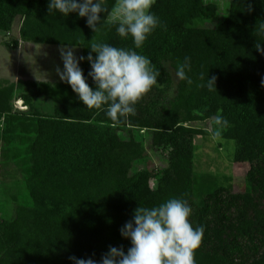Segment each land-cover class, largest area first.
Here are the masks:
<instances>
[{
  "label": "trees",
  "instance_id": "obj_1",
  "mask_svg": "<svg viewBox=\"0 0 264 264\" xmlns=\"http://www.w3.org/2000/svg\"><path fill=\"white\" fill-rule=\"evenodd\" d=\"M217 11L203 0L154 1L160 24L136 51L159 71L158 83L121 123L86 109L67 83L0 78V144L26 157L31 200L0 219V264H73L72 256L99 264L109 246L127 252L131 243L120 229L137 207L172 197L187 200L192 225L204 228L196 264H264V55L255 47H264V0H231L217 27L196 25ZM16 20L18 40L4 42L10 49L23 42L79 47L84 57L90 52L95 33L86 18L49 15L48 0H0V31L12 34ZM96 39L134 47L114 28ZM185 56L193 82L177 78L171 97L176 64ZM81 68L93 86L86 59ZM201 74L215 77L216 88L198 86ZM20 100L27 110L15 108ZM217 115L228 124L215 125ZM207 120L216 137L234 142V161L249 164L242 193H233L229 181L216 186L217 177L195 174L196 138L210 132L187 124ZM150 149L167 152V165L132 174Z\"/></svg>",
  "mask_w": 264,
  "mask_h": 264
},
{
  "label": "clouds",
  "instance_id": "obj_2",
  "mask_svg": "<svg viewBox=\"0 0 264 264\" xmlns=\"http://www.w3.org/2000/svg\"><path fill=\"white\" fill-rule=\"evenodd\" d=\"M153 3L154 0H114L109 7L106 0H48L49 15L58 12L67 17L76 13L86 18L87 26L95 33L87 47L90 49L87 57H77L72 47L60 49L63 69H56L60 80L70 85L86 109L100 110L114 123L124 122L134 115L135 105L158 83L159 71L148 57L136 51L160 24L152 12ZM111 28L121 39L131 37L134 47H116L96 39L103 30ZM255 47L264 55L261 43ZM85 59L90 64L88 77L93 86L80 67ZM189 72L190 57L185 56L176 64L175 75L191 85ZM34 75L38 83H50L46 73L36 70ZM200 79L204 83L198 86L209 90L215 86V77L207 75L205 80L201 74ZM261 85L264 86V78ZM214 124L226 126L228 121L217 115ZM191 214L187 200L176 197L150 208L137 207L131 220L120 229L121 236L128 239L131 246L126 253L123 247L109 246L99 264H196L195 253L201 246L204 228L192 225ZM69 259L73 264H97L92 258L72 256Z\"/></svg>",
  "mask_w": 264,
  "mask_h": 264
},
{
  "label": "rangeland",
  "instance_id": "obj_3",
  "mask_svg": "<svg viewBox=\"0 0 264 264\" xmlns=\"http://www.w3.org/2000/svg\"><path fill=\"white\" fill-rule=\"evenodd\" d=\"M155 1V0H154ZM205 2V0H203ZM231 0H206L205 3H215L218 6L217 15L210 20L196 23L199 27H217L228 15ZM19 21L16 20L12 34L9 36L0 31V78L15 81V78L28 82H36L34 71L46 73L51 83H65L57 74V67L63 69L60 49L68 46L41 45L19 42L10 49L5 43L11 44L18 40ZM3 43V44H2ZM19 50H16V49ZM77 57L81 56L79 47H72ZM29 60L35 62L32 64ZM35 60V61H34ZM81 67V63H80ZM16 82V81H15ZM177 77L173 73V90L175 95ZM37 102V100H36ZM18 104V105H17ZM19 111L27 110L22 101L15 103ZM196 129L207 130L208 136L196 138L197 152L195 156V174L198 177L211 175L217 177L216 186L232 185L233 193H242L246 187L245 177L249 169L248 163H237L233 159L235 144L232 140L220 139L213 134V122L210 120L187 124ZM212 132V133H211ZM139 141L142 137L137 136ZM145 145L150 146V136L146 135ZM0 144V219L14 214L16 205H31V200L24 188V180L28 174V164L22 151L11 150ZM167 165V152L149 151V157L144 161L134 163L132 174L143 170H154ZM4 186H6L4 188ZM152 189L157 187L154 179L149 181Z\"/></svg>",
  "mask_w": 264,
  "mask_h": 264
},
{
  "label": "crops",
  "instance_id": "obj_4",
  "mask_svg": "<svg viewBox=\"0 0 264 264\" xmlns=\"http://www.w3.org/2000/svg\"><path fill=\"white\" fill-rule=\"evenodd\" d=\"M3 44V43H2ZM16 50H19L18 48L16 49ZM1 79H3V78H1ZM5 80V79H4ZM15 81H17L18 80V78H15L14 79ZM7 81H9V80H7ZM15 81H10V82H15ZM21 101V100H20ZM18 105V104H17ZM1 185V184H0Z\"/></svg>",
  "mask_w": 264,
  "mask_h": 264
}]
</instances>
